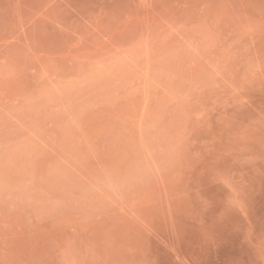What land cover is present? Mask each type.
I'll return each mask as SVG.
<instances>
[{
    "label": "rangeland",
    "instance_id": "1",
    "mask_svg": "<svg viewBox=\"0 0 264 264\" xmlns=\"http://www.w3.org/2000/svg\"><path fill=\"white\" fill-rule=\"evenodd\" d=\"M0 264H264V0H0Z\"/></svg>",
    "mask_w": 264,
    "mask_h": 264
}]
</instances>
